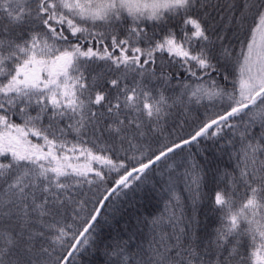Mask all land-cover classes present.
<instances>
[{
	"label": "snow or ice",
	"instance_id": "obj_1",
	"mask_svg": "<svg viewBox=\"0 0 264 264\" xmlns=\"http://www.w3.org/2000/svg\"><path fill=\"white\" fill-rule=\"evenodd\" d=\"M158 165L171 231L153 218L134 251L98 241L102 212ZM178 182L194 204L211 187V231ZM90 249L103 264H264V0H0V264Z\"/></svg>",
	"mask_w": 264,
	"mask_h": 264
},
{
	"label": "trees",
	"instance_id": "obj_2",
	"mask_svg": "<svg viewBox=\"0 0 264 264\" xmlns=\"http://www.w3.org/2000/svg\"><path fill=\"white\" fill-rule=\"evenodd\" d=\"M203 111L204 109L200 108L198 112H193V116L202 114ZM170 163L178 166L182 163V160L180 157H176ZM234 163L235 161H230L225 156L221 160L220 165L224 168L230 167ZM180 171L183 172V168H180ZM168 189L169 170L164 168L163 165H158V170L150 174L149 183L143 185L141 191L129 193L126 199L121 200L119 212L112 213L110 210L102 212V216H107L108 222H105L104 219L100 220L95 233L98 241L110 244L114 240H129V237H131L130 246L134 251L136 245L145 243L147 239L151 238L152 225L150 221L153 218L163 219V224L159 225L157 231L164 227L171 231L167 216H162L166 211V205L167 215H171L172 212V207L168 204ZM175 191L180 197V204L185 217L194 216L199 221L201 234L211 231L216 222L215 216L209 211V200L212 194L211 187L203 190V199L195 204L185 183L178 182L175 185ZM177 214L179 215L178 210ZM146 221L149 223H146ZM93 253L94 250L90 249L89 254L82 261L77 260L76 264H103L104 258L99 253Z\"/></svg>",
	"mask_w": 264,
	"mask_h": 264
}]
</instances>
